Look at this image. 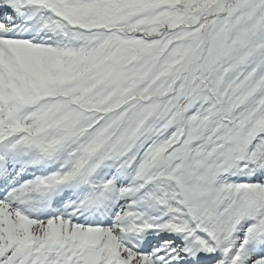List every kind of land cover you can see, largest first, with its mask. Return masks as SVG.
<instances>
[{"label":"snow or ice","instance_id":"obj_1","mask_svg":"<svg viewBox=\"0 0 264 264\" xmlns=\"http://www.w3.org/2000/svg\"><path fill=\"white\" fill-rule=\"evenodd\" d=\"M0 264H264V0H0Z\"/></svg>","mask_w":264,"mask_h":264}]
</instances>
